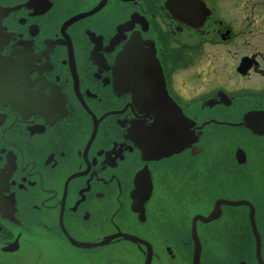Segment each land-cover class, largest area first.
Wrapping results in <instances>:
<instances>
[{
    "label": "flooded vegetation",
    "instance_id": "obj_1",
    "mask_svg": "<svg viewBox=\"0 0 264 264\" xmlns=\"http://www.w3.org/2000/svg\"><path fill=\"white\" fill-rule=\"evenodd\" d=\"M100 1L0 0L14 8L3 25L17 35L2 56L17 43L31 54L22 62V102L0 103V168L10 167L4 193L16 206L13 220L0 216V253L10 256L7 264H145L149 255V264H224L206 261L200 220L195 262L192 218L175 216L164 191L173 210L190 198L204 204L209 155L236 153L239 142L246 153H264V134L237 126L243 119L264 123V0H107L69 22ZM119 23L127 37L133 32L154 44L169 96L203 132L201 153L157 160L125 136L142 115L124 91L129 80L115 86L112 67L124 43L111 47L109 40ZM94 33L103 39L96 56ZM114 143L125 150L94 170L92 148L111 153ZM194 157V166L183 165ZM127 167L133 176L147 169L152 178L142 210L133 205L134 183L125 185ZM213 203L193 214H208ZM176 227L186 240L172 237Z\"/></svg>",
    "mask_w": 264,
    "mask_h": 264
},
{
    "label": "water",
    "instance_id": "obj_2",
    "mask_svg": "<svg viewBox=\"0 0 264 264\" xmlns=\"http://www.w3.org/2000/svg\"><path fill=\"white\" fill-rule=\"evenodd\" d=\"M106 2L107 0H101L92 10L74 15L69 22L95 13ZM12 9L14 8L0 4V103L7 104V106L22 102L18 91L25 86L23 80L27 69L22 62L27 56L31 59L29 47L21 43H17L18 49L9 52L6 57L2 56L8 44L15 41L17 37L14 32L3 25L4 19L9 16ZM125 27L126 25L119 23L112 30L113 36L109 40L111 47L124 43L117 52L112 67L116 80L115 86H123L125 82L122 79L129 80L124 91L132 92L135 108L142 115L141 119L127 127L125 136L135 142L134 147L141 153L149 158L155 157L157 160L184 150H190V153L194 154L201 153L204 148L198 145V141L203 132L195 129V121L184 113L169 96L154 44L144 43L133 32L130 37H127L124 34ZM91 35L93 36L91 53L96 56L103 39L96 33ZM4 65L9 67L12 75ZM124 70L128 72L125 73ZM237 126L252 129L257 134H264V123H251L243 119V122H239ZM95 135L97 140L101 138L97 126L94 127L92 138ZM119 144L114 143L115 146L107 150L111 149V153L106 154L98 153L102 149L95 153L92 148L94 170L106 164V161H109L116 151L122 153L125 150L123 145ZM245 144L246 142H239L236 153H221V157L209 155L212 160H209L210 163H207V166L211 167L212 171L207 176L206 189H203V191L207 190L208 202L212 204L217 197L215 193L219 192H225L231 195V198H216L208 215L198 214L192 218L191 231L196 263L201 255L202 245L197 233V221L200 220L201 225L206 224L204 245L207 262L264 264V153H246ZM98 155H103L99 166L97 165ZM196 160V157L192 158L188 166H194ZM9 170L10 167L0 168V216L12 219L15 218L16 207L12 200L13 194L9 197L10 195L4 193L8 190L7 184L5 187V180ZM133 174L134 171H130L127 167L124 181L126 186L134 183L133 205L140 206L142 210L145 200L151 194L152 180L147 169L141 170L135 176ZM223 205H225V220L221 219ZM181 218L183 221L188 220V215L184 214ZM164 229L167 227L165 226ZM175 229L172 237L181 241L186 240L182 234L183 228L176 227ZM213 243H217L218 247L216 248ZM16 249V245L5 248L9 251ZM149 262L147 259L146 264Z\"/></svg>",
    "mask_w": 264,
    "mask_h": 264
},
{
    "label": "rangeland",
    "instance_id": "obj_3",
    "mask_svg": "<svg viewBox=\"0 0 264 264\" xmlns=\"http://www.w3.org/2000/svg\"><path fill=\"white\" fill-rule=\"evenodd\" d=\"M183 163L185 165H190L191 161L190 160H187V161H185ZM162 186L167 189V187L164 184H162ZM204 192H205V194H204L205 195L204 200L207 201V196H208L207 190H204ZM258 192L261 193L262 191H258ZM164 197H166V198L169 199V201H168V200H166L164 198L165 199V203L167 204L166 207L171 208L170 198L168 196V189L166 191H164ZM192 204H194V202L185 200L184 202H181L177 208L183 211L185 208L189 207ZM193 206H196V205L194 204V205H192V207ZM175 216H178V214L176 213ZM164 228H165V226H163V229H162V227L160 225H158V229L161 230V232H163L164 234L170 235L171 234L170 229H164ZM9 257L10 256L8 254L0 253V264H7V261L9 259ZM17 264H20V263H17ZM53 264H59V263L58 262H55Z\"/></svg>",
    "mask_w": 264,
    "mask_h": 264
}]
</instances>
